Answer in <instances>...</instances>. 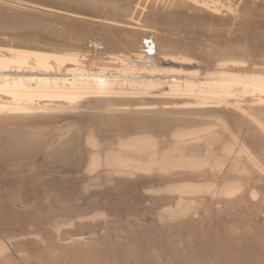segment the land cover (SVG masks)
Returning <instances> with one entry per match:
<instances>
[{
	"label": "rangeland",
	"instance_id": "374dc122",
	"mask_svg": "<svg viewBox=\"0 0 264 264\" xmlns=\"http://www.w3.org/2000/svg\"><path fill=\"white\" fill-rule=\"evenodd\" d=\"M6 1L173 83L0 112V264H264V0Z\"/></svg>",
	"mask_w": 264,
	"mask_h": 264
},
{
	"label": "bare ground",
	"instance_id": "6f19581e",
	"mask_svg": "<svg viewBox=\"0 0 264 264\" xmlns=\"http://www.w3.org/2000/svg\"><path fill=\"white\" fill-rule=\"evenodd\" d=\"M191 1L196 3H201L202 1L203 5H201L207 8V4L204 0ZM6 3L9 4L7 7L11 6L10 2L6 1ZM4 9V7L0 6V112H6V110L9 109L15 111H24V109H26L25 111H29L27 110L28 107L25 108V105L31 106L28 104H35L36 108H39L41 105L48 107L46 105L60 103L75 105L86 96L89 97L95 94L94 97L92 96L95 98L98 94L100 96L101 93H112L111 91L115 93L118 91H131L135 93V91L138 90L142 92L147 91L146 93H148L150 89H166V85L173 83V80H170L173 76L167 75L166 69H158L151 65L144 66L142 64L143 62L141 63L139 59L132 60L129 59L128 56H126L128 58H111L109 64L92 70L90 66L94 64L92 58L96 53H94L93 57H89L88 60H86V55L79 51H41L38 49L17 47L23 46L26 43L37 46L36 44L42 41H53V38L48 36H57L58 32H56L55 29H50L47 33V35H49L43 36V27L35 26L38 24H34L33 22H30V24L28 23L26 28L16 27V25L27 24L25 23L27 19L21 17L19 14H8L9 11ZM47 41L46 43L48 44ZM11 42H14L16 46H11ZM88 52L90 53V50ZM226 69H228V67ZM229 80L231 79H228V81ZM228 81L224 83L226 84ZM178 82L184 87L190 86V83L185 82V80H178ZM258 88L260 91L264 92V79L261 81ZM92 97L88 99L91 100ZM86 104L84 103V105ZM31 108L33 109V106H31ZM41 108L44 107L41 106ZM41 108L39 109L41 110ZM47 109L49 108H46V110ZM4 225L3 222V228H0V230L4 229Z\"/></svg>",
	"mask_w": 264,
	"mask_h": 264
},
{
	"label": "built area",
	"instance_id": "2783aa9c",
	"mask_svg": "<svg viewBox=\"0 0 264 264\" xmlns=\"http://www.w3.org/2000/svg\"><path fill=\"white\" fill-rule=\"evenodd\" d=\"M204 1H208V3H216V2H225V3H228V4H231V3H237L241 0H204Z\"/></svg>",
	"mask_w": 264,
	"mask_h": 264
}]
</instances>
